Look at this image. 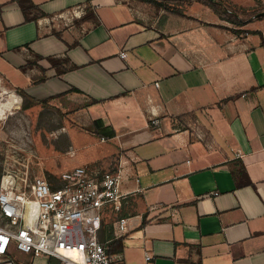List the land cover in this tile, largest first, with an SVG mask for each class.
<instances>
[{"label":"crops","instance_id":"1","mask_svg":"<svg viewBox=\"0 0 264 264\" xmlns=\"http://www.w3.org/2000/svg\"><path fill=\"white\" fill-rule=\"evenodd\" d=\"M188 1L0 0V78L64 113L76 164L120 169L111 264H264V31Z\"/></svg>","mask_w":264,"mask_h":264},{"label":"built area","instance_id":"2","mask_svg":"<svg viewBox=\"0 0 264 264\" xmlns=\"http://www.w3.org/2000/svg\"><path fill=\"white\" fill-rule=\"evenodd\" d=\"M119 54L126 56L125 51ZM21 179L18 185L8 173L0 181V261L13 247L33 257L54 258L56 264H111L107 241L127 231L126 217H115L106 241L99 239V230L103 217L114 213L127 195L119 187L118 167L76 164L60 171L56 186L41 174ZM151 256L146 251L145 259Z\"/></svg>","mask_w":264,"mask_h":264},{"label":"rangeland","instance_id":"3","mask_svg":"<svg viewBox=\"0 0 264 264\" xmlns=\"http://www.w3.org/2000/svg\"><path fill=\"white\" fill-rule=\"evenodd\" d=\"M222 1L238 17L245 19L243 24L223 19L230 27L240 25L241 29L264 31V0ZM187 3L188 0H176L170 6L184 9ZM258 12L262 14L257 15ZM0 85L13 90L15 93L9 92L7 96L19 101L17 106L6 110L0 118V181L3 175L11 173L15 175L19 185L20 182L23 183L22 177L30 180L34 175L41 174L47 178L51 186L58 185L60 171L76 165L74 157L79 147L73 140L77 142L81 136L71 134L69 121L58 107L21 94L1 78ZM5 96L6 94L0 95V101H4ZM76 131L79 130L76 128ZM88 165L95 167L94 164ZM9 252L8 257H3L1 260L4 261H0V264H10L6 259H13L21 264L30 262L29 254L26 252L15 250L13 247ZM37 259L31 261V264H45L49 257L41 255L40 259ZM50 264H56V261L52 260Z\"/></svg>","mask_w":264,"mask_h":264},{"label":"trees","instance_id":"4","mask_svg":"<svg viewBox=\"0 0 264 264\" xmlns=\"http://www.w3.org/2000/svg\"><path fill=\"white\" fill-rule=\"evenodd\" d=\"M151 1L159 6H166L168 10L175 11L178 13H182L181 9L170 7V5H167L164 3L165 0H147ZM207 3L212 5L214 7V12L222 19H227L228 21H231L236 24H243L245 19H242L238 17L235 12L228 7L222 0H205ZM234 33H240V32H254L261 34V31L259 29H241L237 27H227ZM263 41V37H262ZM47 99L37 100L40 102H47ZM92 132L95 133L98 136H104V137H110L115 134V130L110 125H105L103 120L100 118L93 119V129ZM7 256V255H6ZM5 256V257H6ZM7 260V259H6ZM15 264H21L16 262L15 260L11 259ZM55 262L56 260L54 258H49V263Z\"/></svg>","mask_w":264,"mask_h":264},{"label":"bare ground","instance_id":"5","mask_svg":"<svg viewBox=\"0 0 264 264\" xmlns=\"http://www.w3.org/2000/svg\"><path fill=\"white\" fill-rule=\"evenodd\" d=\"M1 92L0 95L6 94V96L4 97L5 100L4 101H0V118L3 117V115L5 114L6 110H9L10 108H12L13 106H17V104L19 103V101L13 100L10 97L7 96V94L10 92L5 86H1Z\"/></svg>","mask_w":264,"mask_h":264},{"label":"water","instance_id":"6","mask_svg":"<svg viewBox=\"0 0 264 264\" xmlns=\"http://www.w3.org/2000/svg\"><path fill=\"white\" fill-rule=\"evenodd\" d=\"M262 14V12H258L257 13V15H261ZM8 262L10 263V264H15L11 259H8Z\"/></svg>","mask_w":264,"mask_h":264}]
</instances>
